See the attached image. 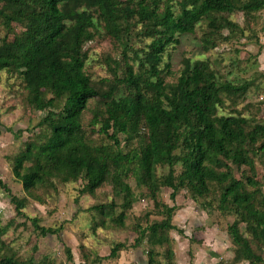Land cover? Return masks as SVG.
<instances>
[{"label": "trees", "instance_id": "1", "mask_svg": "<svg viewBox=\"0 0 264 264\" xmlns=\"http://www.w3.org/2000/svg\"><path fill=\"white\" fill-rule=\"evenodd\" d=\"M263 10L264 0H0V71L19 76L29 108L41 115L38 132L12 158L25 197L0 180L16 217L24 216L27 197L43 202L37 191L49 193L57 184L79 181V193L92 196L107 186L111 200L90 208L99 225L132 231V247H145L146 264H176L169 236L176 206L159 193L167 187L174 200L184 190L202 210L234 217L226 229L234 264H264V185L256 177L264 120L220 112L243 102L252 82L228 78L209 58L184 57L174 73L168 54L198 27H204L200 50L209 53L242 37ZM234 13L245 26L225 16ZM99 31L120 55L105 58L109 78L94 80L84 47ZM137 195L153 202L160 220L126 226ZM31 225L39 237L62 230L40 226L37 218ZM5 231L0 228V264H42L2 253ZM124 248L113 244L108 257Z\"/></svg>", "mask_w": 264, "mask_h": 264}, {"label": "rangeland", "instance_id": "2", "mask_svg": "<svg viewBox=\"0 0 264 264\" xmlns=\"http://www.w3.org/2000/svg\"><path fill=\"white\" fill-rule=\"evenodd\" d=\"M225 16L239 26H245L241 13ZM199 28L193 35H181L179 43L169 48L172 72L176 73L181 69L184 57L209 58L221 74H228V78L252 82L243 102L237 106H224L220 112L227 114L235 110L243 116L264 120V10L254 16L250 29L245 30L242 37L221 43L206 54H202L197 41L204 27L202 30ZM3 34L4 30L0 26V36ZM135 46L142 47V43L137 42ZM84 48L87 52V73L94 80L109 78L105 58H119L120 47L99 31ZM164 61H168L167 55ZM92 108L94 101L90 102L89 111L85 113V124L91 118ZM40 117L39 112L29 108L27 92L19 76L0 71V180L18 198L25 197V194L11 173L12 158L23 149L27 138L38 132L35 126ZM14 135H18V138H14ZM256 177L264 185V160L262 165H257ZM80 184L79 181L57 184L56 190L49 193L37 191L43 202L27 197L23 217H16L9 196L0 188V228H6L1 236L4 244L1 252H13L19 258H33L42 264H90L96 256L100 258L96 264H146L145 247H132L135 239L132 231L126 228L101 227L90 209L94 204L111 200L110 188L102 187L94 196L82 195L79 193ZM131 184L134 188L132 182ZM170 194L171 189L162 188L159 200L168 206H176L172 218L175 229L169 233L175 263L234 264L232 245L226 231L234 217L224 216L214 209L202 210L184 190L174 200L170 199ZM153 211V202L137 195L126 226L136 223L144 226L148 222L160 220ZM145 214H148L147 222ZM32 218H37L40 226L61 227L62 230L57 236L39 237L31 225ZM115 243H123L125 248L116 258H110V249ZM66 249H69L70 258ZM157 250L162 252L163 249Z\"/></svg>", "mask_w": 264, "mask_h": 264}]
</instances>
